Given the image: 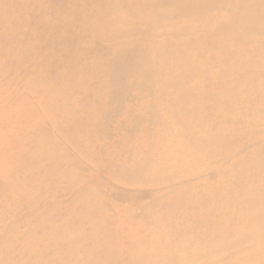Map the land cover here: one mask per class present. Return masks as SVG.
<instances>
[{"label":"bare ground","instance_id":"1","mask_svg":"<svg viewBox=\"0 0 264 264\" xmlns=\"http://www.w3.org/2000/svg\"><path fill=\"white\" fill-rule=\"evenodd\" d=\"M0 264H264V0H0Z\"/></svg>","mask_w":264,"mask_h":264},{"label":"rangeland","instance_id":"2","mask_svg":"<svg viewBox=\"0 0 264 264\" xmlns=\"http://www.w3.org/2000/svg\"><path fill=\"white\" fill-rule=\"evenodd\" d=\"M117 208L120 209V210H124L125 211V213H124L125 215H133L132 211L129 210L128 207H126L125 203H122V202L119 201V206H117ZM126 210H129V211L126 212ZM135 211H136V209H135Z\"/></svg>","mask_w":264,"mask_h":264}]
</instances>
